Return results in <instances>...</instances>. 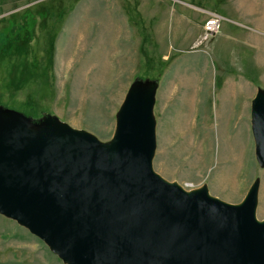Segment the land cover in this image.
<instances>
[{
  "label": "rangeland",
  "instance_id": "374dc122",
  "mask_svg": "<svg viewBox=\"0 0 264 264\" xmlns=\"http://www.w3.org/2000/svg\"><path fill=\"white\" fill-rule=\"evenodd\" d=\"M39 2L35 17L29 6ZM207 11L226 18L209 38ZM138 79L159 84L154 169L231 203L259 178L263 219L251 105L264 89V0H0V106L109 141ZM0 264L66 263L0 214Z\"/></svg>",
  "mask_w": 264,
  "mask_h": 264
},
{
  "label": "water",
  "instance_id": "95a60500",
  "mask_svg": "<svg viewBox=\"0 0 264 264\" xmlns=\"http://www.w3.org/2000/svg\"><path fill=\"white\" fill-rule=\"evenodd\" d=\"M157 81H134L109 141L0 106V214L66 264H264L260 179L231 203L154 169ZM264 167V89L251 105Z\"/></svg>",
  "mask_w": 264,
  "mask_h": 264
},
{
  "label": "built area",
  "instance_id": "2783aa9c",
  "mask_svg": "<svg viewBox=\"0 0 264 264\" xmlns=\"http://www.w3.org/2000/svg\"><path fill=\"white\" fill-rule=\"evenodd\" d=\"M207 15L208 17L205 21L203 30L205 33V37L209 38L217 35L221 31L223 22L226 18L222 16V14H220L219 12L215 11H207ZM185 187L188 190L196 188L191 183H186Z\"/></svg>",
  "mask_w": 264,
  "mask_h": 264
},
{
  "label": "trees",
  "instance_id": "16d2710c",
  "mask_svg": "<svg viewBox=\"0 0 264 264\" xmlns=\"http://www.w3.org/2000/svg\"><path fill=\"white\" fill-rule=\"evenodd\" d=\"M52 1H55V0H52ZM40 6L45 7L44 2H39V3H36V4H33V5L29 6L30 9L33 8V10H36L33 13V15L35 17H38L40 15V13L45 10V9L40 10L41 9ZM35 17H33V18H35ZM3 19H5V16L2 17V20ZM33 23H34V21H33ZM20 48H22V49H20ZM9 50H13L12 52H14L16 55H26L27 51H28L26 45H24V46L23 45H19V47H13V45H12V46L9 47Z\"/></svg>",
  "mask_w": 264,
  "mask_h": 264
},
{
  "label": "crops",
  "instance_id": "0c3cea01",
  "mask_svg": "<svg viewBox=\"0 0 264 264\" xmlns=\"http://www.w3.org/2000/svg\"><path fill=\"white\" fill-rule=\"evenodd\" d=\"M243 36H246V35H243ZM243 36H239V37H238V41L241 40V38H242ZM244 40H245V39H244ZM245 86H246V84H245ZM252 87H253V86H250V87H248V88L251 89Z\"/></svg>",
  "mask_w": 264,
  "mask_h": 264
}]
</instances>
